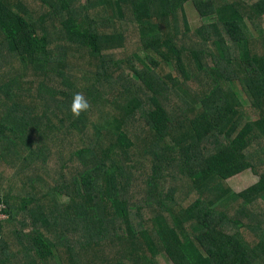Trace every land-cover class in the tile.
<instances>
[{
  "label": "trees",
  "instance_id": "1",
  "mask_svg": "<svg viewBox=\"0 0 264 264\" xmlns=\"http://www.w3.org/2000/svg\"><path fill=\"white\" fill-rule=\"evenodd\" d=\"M188 4L212 22L192 30ZM263 17L0 0V264H264Z\"/></svg>",
  "mask_w": 264,
  "mask_h": 264
},
{
  "label": "rangeland",
  "instance_id": "2",
  "mask_svg": "<svg viewBox=\"0 0 264 264\" xmlns=\"http://www.w3.org/2000/svg\"><path fill=\"white\" fill-rule=\"evenodd\" d=\"M185 11L189 22V26L192 30L197 29L198 27L204 24H209L210 22H212V20L209 18L201 19L194 11L193 7L190 6L189 4L185 7ZM260 22H262L264 27V17L260 20ZM236 91H237V95L242 96L239 89H237ZM242 100H243V96H242ZM257 182H258V178L254 176L251 172L247 171L229 180L228 186L232 192L239 195L245 190L249 189L250 187L256 185ZM158 264H176V263L174 257L172 256L167 257L166 255H163L158 258Z\"/></svg>",
  "mask_w": 264,
  "mask_h": 264
},
{
  "label": "clouds",
  "instance_id": "3",
  "mask_svg": "<svg viewBox=\"0 0 264 264\" xmlns=\"http://www.w3.org/2000/svg\"><path fill=\"white\" fill-rule=\"evenodd\" d=\"M88 108L87 102L84 100L80 93H75L73 95V100L71 104V111L74 115H79L80 112Z\"/></svg>",
  "mask_w": 264,
  "mask_h": 264
},
{
  "label": "built area",
  "instance_id": "4",
  "mask_svg": "<svg viewBox=\"0 0 264 264\" xmlns=\"http://www.w3.org/2000/svg\"><path fill=\"white\" fill-rule=\"evenodd\" d=\"M8 218V216L5 214V207L0 205V222L4 221Z\"/></svg>",
  "mask_w": 264,
  "mask_h": 264
}]
</instances>
